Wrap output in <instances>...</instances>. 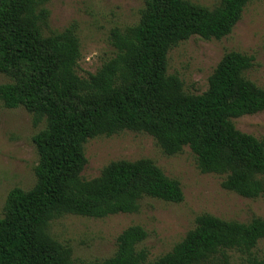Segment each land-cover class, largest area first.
<instances>
[{
  "label": "trees",
  "instance_id": "16d2710c",
  "mask_svg": "<svg viewBox=\"0 0 264 264\" xmlns=\"http://www.w3.org/2000/svg\"><path fill=\"white\" fill-rule=\"evenodd\" d=\"M49 0H0V104L23 108L34 127L38 162L29 190L12 188L0 214V264H264L252 250L264 239V219L247 223L209 214L172 249L148 263L140 226L124 229L115 253L76 263L53 239L49 223L65 215L103 219L135 214L149 198L181 203L177 180L150 159L118 160L85 180L84 144L123 131L150 136L164 155L188 148L201 174L242 198L264 194V138L238 131L232 119L264 112V88L245 77L253 57L225 53L199 94L167 75V54L191 37L220 40L241 19L247 0H220L212 9L188 0H143L138 22L110 30L114 55L93 74H77L79 39L73 26L49 27ZM230 252L239 255L231 261Z\"/></svg>",
  "mask_w": 264,
  "mask_h": 264
},
{
  "label": "rangeland",
  "instance_id": "374dc122",
  "mask_svg": "<svg viewBox=\"0 0 264 264\" xmlns=\"http://www.w3.org/2000/svg\"><path fill=\"white\" fill-rule=\"evenodd\" d=\"M209 9L220 0H188ZM143 0H49V27L54 31L73 26L79 39L80 59L77 74H93L114 55L109 42L110 30L135 25ZM235 51L253 57V66L244 75L264 88V0H247L241 19L232 32L220 40L191 37L167 54V75L179 78L185 93L199 95L225 53ZM8 80L0 74V84ZM234 127L255 138H264V112L232 119ZM43 128L34 127L23 109H6L0 104V214L12 188L29 190L35 184L34 168L38 156L32 137ZM87 163L81 177L90 180L113 161L150 159L169 178L180 184L181 203H166L145 198L135 214H117L103 219L65 215L49 223L48 233L72 251L76 263L101 261L116 251V238L130 226H140L147 237L140 247L147 249L148 263L169 252L194 227L195 218L209 214L223 220L247 223L264 219V194L257 199L242 198L221 188L222 178L201 174L188 148L166 156L148 135L123 131L110 137H96L84 144ZM252 253L264 258V239ZM237 263L239 255L230 252Z\"/></svg>",
  "mask_w": 264,
  "mask_h": 264
}]
</instances>
